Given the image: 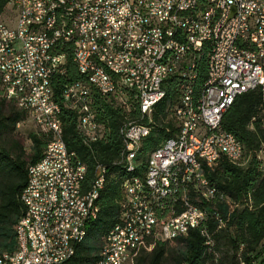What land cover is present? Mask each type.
I'll return each mask as SVG.
<instances>
[{
  "label": "built area",
  "instance_id": "2783aa9c",
  "mask_svg": "<svg viewBox=\"0 0 264 264\" xmlns=\"http://www.w3.org/2000/svg\"><path fill=\"white\" fill-rule=\"evenodd\" d=\"M176 23H183V39L171 41ZM68 49L81 78L64 83L57 95L54 79L67 74ZM192 55H199V63H192ZM202 63L206 78L197 86ZM189 64H197V72H189ZM170 79L178 93L168 109L175 131L151 150L138 177L124 179L120 214L97 264H132L135 249L150 250L158 238L191 229L199 230L217 260L209 220L215 229L224 227L242 202L214 192L207 172L222 155L235 157L236 164L246 161L243 143L221 127L226 104L238 94L262 90L264 125V0H6L0 11V93H14L37 129L51 133L48 150L28 165L17 247L7 252V264H63L74 252L46 246L45 237V228H52L54 243L65 246L62 222L81 165L62 136L63 110L74 112L75 128L90 145L108 134L93 91L123 109L137 108L135 125L126 119L119 127V161L129 164L134 145L149 134L143 125H153L162 82ZM96 168L100 188L106 167L97 162ZM51 172L59 174L61 200L52 211L54 222L43 226L45 199L53 198ZM93 195L89 209L80 206L71 222L74 243L93 214ZM210 197H218L224 213L218 204L209 208ZM244 200L250 205V197ZM238 264L247 262L239 256Z\"/></svg>",
  "mask_w": 264,
  "mask_h": 264
},
{
  "label": "trees",
  "instance_id": "16d2710c",
  "mask_svg": "<svg viewBox=\"0 0 264 264\" xmlns=\"http://www.w3.org/2000/svg\"><path fill=\"white\" fill-rule=\"evenodd\" d=\"M5 2L6 0H0V11L3 10ZM195 63H199V55L196 56ZM203 65L204 63L196 79L197 86L206 78ZM66 67L67 74L54 79L57 95L64 83L81 78L69 49ZM195 71L197 72V64ZM174 82L167 80L165 96L154 105L153 125H149V134L140 142L137 168L130 172L123 162L119 161L123 147L119 127L126 119L127 122H137V119H140L137 108L123 109L93 91L97 117L108 127V134L106 139L90 145L82 141L75 128L74 112L63 110V139L68 149L86 166L82 181L83 191L92 186L96 163L106 167L104 184L96 200L97 216L89 221L86 236L76 245L74 254L63 264H95L98 260L104 237L120 214L124 179L139 176L145 168L151 150L175 131V123L168 112L169 105L178 96ZM262 96V90L259 88L238 94L221 117L222 130L232 133L243 143L246 161L244 164H236L222 155L216 165L207 172L213 181V187L242 202V205L232 211L224 227L215 229V220H209L208 227L214 231L217 260L214 259V253L207 249L204 236L199 230L191 229L186 235L171 239L158 238L150 250L140 251L135 264H238L239 256L245 259L247 264H251L253 258L258 262V256L264 254V170L260 168V156L257 155L264 145ZM25 119H29L27 111L20 108L6 94L0 93V252L13 251L17 247L15 228L16 222L24 212L20 193L27 181V168L30 163L41 157L51 138L50 131L37 128L29 130V144L26 147L16 130L17 124ZM246 197H250V205L245 203ZM198 204L204 205V202ZM210 205L208 204L212 209ZM218 208L224 213L221 204ZM172 241L174 244H170Z\"/></svg>",
  "mask_w": 264,
  "mask_h": 264
},
{
  "label": "bare ground",
  "instance_id": "6f19581e",
  "mask_svg": "<svg viewBox=\"0 0 264 264\" xmlns=\"http://www.w3.org/2000/svg\"><path fill=\"white\" fill-rule=\"evenodd\" d=\"M196 3H203V0H196ZM178 39H183V23H176V30H171V41H178ZM197 55H192V63H195ZM75 65V64H74ZM77 70V69H76ZM189 72H196L195 71V64H189ZM166 82H162V89L160 93L158 94L157 98H155V104L162 100V98L165 96L166 93ZM175 83V82H174ZM176 87V86H174ZM6 96L12 100L20 107V100L18 97H14V93H5ZM2 94V95H5ZM176 99V98H175ZM174 101H172L173 103ZM171 103V104H172ZM169 105V107L171 106ZM231 104H226V109L228 106ZM168 107V109H169ZM128 125H135L134 121H128ZM149 130V125H143V132H148ZM225 134H227L231 138H236L232 133L224 131ZM121 133V130H120ZM142 138L140 139L141 142ZM140 146L139 144L134 145V151L131 152L130 154V163L129 164H124L126 169L130 171H133L137 168V156H138V148ZM48 150V143L44 149V151ZM72 155L76 156V154L72 151ZM260 156V162H264V152H259ZM230 161L235 163V157L233 156H226ZM146 162H151V154H148ZM80 170L78 172V178L74 181V188H73V193H72V199L71 203L69 204L68 210L64 214V220L62 222V234L63 237H66L65 239V246H62V243H54L53 239V230L52 228H45V237H46V246H54V250H62V254H69L72 252L74 248L75 252V247L76 245L84 239V237L87 234V225L89 221L93 220L97 216L98 212V207L96 205V200L99 194V190L103 187L104 181L101 183L100 188H95L98 180V173H97V168H95V176L92 181V186L89 190L83 191L82 189V181L83 177L86 172V166L80 162ZM96 166V165H95ZM145 170V168H144ZM143 170V171H144ZM138 176H131L129 178H136ZM105 179V178H104ZM127 179V178H126ZM124 183V181H123ZM123 183H122V188H123ZM60 188V179H59V174L58 172H51L49 174V192L53 193V198L45 199V207L43 210V226H50L52 222H54V213L52 212L55 208L56 205V200H61V190ZM212 189L214 192H223L220 189H217L216 187L212 186ZM95 190V191H94ZM93 195V203L94 205V211L93 214L86 220L85 224L80 228L79 234H78V240L74 243V237H71V222L74 221L77 217V211L79 207L81 206L82 209H89L90 207V198ZM204 202V201H197V208H204V205H199L198 203ZM210 204L211 205H217L218 204V197H210ZM210 205V206H211ZM219 205V204H218ZM217 205V206H218ZM16 228L15 231L16 233L18 232V223H16ZM89 226V225H88ZM114 231V226H112L106 236ZM105 236V237H106ZM205 244V243H204ZM142 249H135V254L132 256V264H135V260L137 255L140 253ZM72 252L70 254V257L74 254ZM101 259V251L99 253V258L95 262V264L98 263ZM0 264H7V252H0Z\"/></svg>",
  "mask_w": 264,
  "mask_h": 264
},
{
  "label": "rangeland",
  "instance_id": "374dc122",
  "mask_svg": "<svg viewBox=\"0 0 264 264\" xmlns=\"http://www.w3.org/2000/svg\"><path fill=\"white\" fill-rule=\"evenodd\" d=\"M16 128L18 134L23 138L24 145L27 147L29 144V140L27 139V132L29 130L36 129L37 127L32 123L30 119H25L21 121L19 124H17ZM170 244H174V242L172 241ZM254 264H264V254L258 256V262Z\"/></svg>",
  "mask_w": 264,
  "mask_h": 264
},
{
  "label": "water",
  "instance_id": "95a60500",
  "mask_svg": "<svg viewBox=\"0 0 264 264\" xmlns=\"http://www.w3.org/2000/svg\"><path fill=\"white\" fill-rule=\"evenodd\" d=\"M233 9H234V7H233Z\"/></svg>",
  "mask_w": 264,
  "mask_h": 264
}]
</instances>
